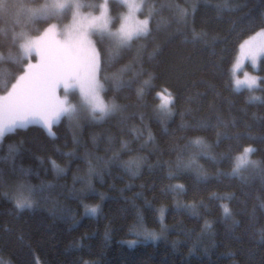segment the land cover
Returning <instances> with one entry per match:
<instances>
[{
    "label": "trees",
    "instance_id": "1",
    "mask_svg": "<svg viewBox=\"0 0 264 264\" xmlns=\"http://www.w3.org/2000/svg\"><path fill=\"white\" fill-rule=\"evenodd\" d=\"M25 2L44 3L45 0ZM152 2L153 0H149V3ZM154 2L158 6L179 4L191 10V4L197 0ZM198 2L200 7L196 13L194 27L197 31L206 30L211 36L226 37V43L217 46L214 56L200 43H184L182 38H177L166 44L161 54L150 64H146V67L159 77L152 96L162 92V89L178 95L177 114L169 119L164 112L155 111L154 109L161 103L159 98L152 99V96L148 97L150 105L148 108H130L129 111L144 113V125L147 128L143 131L142 139L130 145L133 151L120 157L122 162L131 161L137 155H144L149 157L147 161L149 165H156L158 161L171 162L174 165L176 154L169 152L174 138L171 135H164V125L159 121L168 122L169 133L177 129L181 122L179 111L186 106L184 97L188 95L195 96L197 92L214 88L220 93V96L215 97L216 102L224 101L226 107V102L232 101L233 115L237 116L242 115L236 110L244 107L246 97L251 94L264 96V92L260 91L264 88V82L261 80L264 78V62L261 60L257 69L260 77L259 86L254 93L247 89L236 90L233 83L229 90L226 82L230 76H221L213 66L223 56L225 63L221 65L222 69H231L239 44L260 30L259 27L249 29V21L264 15V0H198ZM217 4L236 10L218 12L214 7ZM123 11L124 8L118 6V0H113L112 15L118 16ZM163 15L168 17L170 13L165 10ZM69 19L70 17H67L60 23L65 24ZM46 25L39 26L40 32ZM175 26L173 25V28ZM10 27L11 21L7 24L0 21V29ZM32 35H39V32H33ZM165 37L166 33L162 31L156 43H162ZM188 37L191 39L190 32ZM153 46L149 44V52ZM98 47L103 50L106 43L102 42ZM0 52L5 57L0 60V73L19 72V69L7 59L8 49L0 46ZM132 55L125 56L116 68L130 63ZM145 55L147 56V53ZM174 67L178 68L179 72L173 71ZM134 72L135 69L129 72L128 78ZM2 94H5V89L0 87V95ZM112 95L113 93L108 92L105 98L110 99ZM122 97L127 99L122 98L121 103H137L134 91L125 90ZM71 99L78 103L76 95ZM213 99L212 92L209 91V96L201 105L200 115H206L207 104ZM192 107H197L196 100L193 101ZM253 113L257 116L264 115V108L249 107L245 117L253 124L252 134L259 136L264 133V128L253 121ZM81 123L82 128L69 127L67 121L58 123L53 127L56 138L45 133L39 124L33 123L7 134L0 143V172L3 173L4 179H15L18 170L23 169L28 173L25 179L30 184L40 185L43 182L63 186L51 192L53 200L59 202V208L54 207L52 201H42L34 210L17 213L11 203L0 195V264H264V242H261L257 232L259 228L264 227V209L259 207L264 200V191H261L259 182L244 186L238 180L223 176L210 180L208 184L199 183L196 175L197 166H202L209 175H215L217 172V166L206 159L195 161L190 171L175 180L166 179L168 166L163 170L158 167L149 169L145 166L133 177L124 167L110 169L105 167L104 161L112 156L113 151L120 149L121 140H132L128 128L134 125L137 130L141 129L138 116L127 122L124 132L120 131L118 118L105 124H94L86 120ZM148 131L155 137V143L147 145L143 152H137L147 138ZM181 134L176 132V136ZM74 135L79 144L73 142ZM109 136L113 138L111 144L108 143ZM188 136L192 138L202 136L208 142L215 140L212 133H189ZM180 143L183 144L185 141ZM247 143L261 149L252 157L253 160L264 157V144L258 140L245 141V144ZM9 145L20 148V153L15 158L17 170L15 173L12 170V163L4 159L9 155ZM109 148L112 151H109ZM222 150L223 148L217 149ZM161 151L164 152L163 155ZM197 152L198 149L195 147L187 149L188 155L185 160ZM63 153L73 155L66 156ZM49 160H54L57 165L64 168L65 173L57 178ZM89 160L97 171L104 172L102 182L100 177L94 181L96 191L104 193L106 197L102 202L99 216L85 215L84 208L77 201L68 198V193L74 186L77 189L83 186L80 183L74 184V178L88 175ZM129 167L135 171L134 163ZM219 167L224 172L230 171L228 164ZM169 184L183 185L186 193H180L179 189L177 192L167 191ZM211 193H234L235 198L231 202L210 200ZM201 202L205 207H199ZM85 203L95 206L101 201L99 197L90 196ZM187 204H195L197 207L195 209L183 207ZM220 204H226L231 209L232 216L229 219L225 220ZM160 208L165 210L162 223L159 213L153 211ZM60 209L68 211L61 215ZM193 212L198 213V216L193 215ZM138 221L158 238L144 240L141 237L137 244L130 245L128 241L137 239L130 229H133ZM205 222L211 227H205Z\"/></svg>",
    "mask_w": 264,
    "mask_h": 264
},
{
    "label": "snow or ice",
    "instance_id": "2",
    "mask_svg": "<svg viewBox=\"0 0 264 264\" xmlns=\"http://www.w3.org/2000/svg\"><path fill=\"white\" fill-rule=\"evenodd\" d=\"M118 6L125 11L113 16V0H45L44 3L0 0V21L5 24L11 21L10 28L0 29V46L8 49L7 59L19 69L17 73H0V87L5 89V94L0 95V143L7 134L33 123L39 124L49 136L56 138L53 127L62 121H67L69 127L82 128L81 121L105 124L118 118L120 131L124 132L127 122L138 116L141 129L137 130L134 125L127 129L132 135V140H121L120 149L113 151L112 156L104 161L105 167L109 169L124 167L135 177L145 166L149 169L158 167L161 170L168 166L166 179L175 180L190 171L195 161L206 159L217 166V172L215 175H209L202 166H197L196 175L199 183L208 184L212 179L226 176L238 180L244 186L259 182L261 191H264V157L258 160L252 159L261 149L253 147L252 143L245 144V141L257 140L264 144V133L259 136L253 135V124L245 119L249 107L264 108V96L251 94L246 97L244 107L236 110L242 115L237 116L233 115L232 101H227L226 107L224 101L216 102L215 97L220 96V93L214 88L197 92L195 96L188 95L184 97L186 106L179 111L181 122L177 129L169 133L168 122L159 121L164 125V135H171L174 138L169 148V152L176 154L174 165L171 162L161 161L156 165H149L147 164L149 157L144 155H137L127 162L120 160L122 155L133 151L130 145L141 140L143 131L147 128L144 125L143 112L129 111L130 108H148L150 106L148 97L152 96L153 90L157 87L156 81L159 77L154 71H150L146 64H150L161 54L166 44L172 43L177 38H182L184 43H200L214 56L217 46L226 43L227 38L211 36L204 29L197 31L194 25L200 7L198 0L191 4V10L179 4L158 6L154 0L152 3H149V0H139V2L118 0ZM214 7L218 12L236 10L219 4ZM165 10L170 13L168 17L163 15ZM141 15L143 19L139 18ZM67 17H70L69 23H60ZM117 22H119L118 27ZM41 24H47L42 32L39 28ZM173 25H176L175 28ZM251 27H259L256 37L261 39L257 42L255 38H250L240 43L239 56L256 66L258 58L264 62V15L250 20L249 29ZM162 31L166 33L165 40L156 43ZM33 32H39V35L34 36ZM189 32L191 39L188 37ZM102 42L106 43L103 50L98 47ZM149 44L154 45L151 52L148 51ZM129 54H133L131 62L116 68V65ZM2 59L5 57L0 52V60ZM223 63L225 61L221 56L219 62L214 63L213 66L221 76H230L226 82L229 90L233 82L237 88L246 86L250 93L257 90V78L247 75L244 80L236 78L235 69L240 66L239 58L232 69H222ZM133 69L135 72L128 78L129 72ZM173 71L179 72V69L174 67ZM261 80L264 82V78ZM125 90L134 91L136 104L120 102L122 98L127 99L122 97ZM209 91L212 92L214 99L208 102L206 115H200L201 105L209 96ZM260 91L264 92V88ZM108 92L113 93L110 99L105 98ZM162 92H167V95H162ZM162 92L152 96V99L159 98L162 101L154 110L164 112L169 119L174 118L177 114L176 105L179 96L166 89H162ZM77 94L80 98L79 104L71 100V97ZM194 100L197 101L195 108L192 107ZM252 119L264 128V115L257 116L253 113ZM177 131L182 134L176 136ZM201 132L214 134L215 140L208 142L202 136L196 138L188 136L189 133ZM181 141L185 143L181 144ZM73 142L79 144L75 135ZM112 142L113 138L109 136L108 143ZM154 143L155 137L151 131H148L147 138L136 151L143 152L147 145ZM192 147L197 148L198 152L188 156L186 161L187 149ZM221 148L222 151H217ZM108 150L112 151L111 148ZM19 153L18 146L9 145V155L4 158L12 163L14 173L17 171L15 158ZM163 154L164 152L161 151V155ZM63 155L71 156L73 153H63ZM87 162L88 175L74 178V184L80 183L83 186L79 189L74 186L68 193V198L77 201L84 208L85 215L99 216L102 202L106 197L104 193L96 191L94 181L100 177L102 182L104 172L97 171L90 160ZM49 163L57 178L65 173L66 170L54 160H49ZM133 163L135 171L129 167ZM224 164L230 165V171L224 172L219 167ZM27 174L25 170L20 169L16 178L9 180L4 179L3 173L0 172V195L11 203L17 213L34 210L42 201H52L54 207L59 208V202L53 200L51 192L63 186L43 182L40 185H33L25 179ZM178 189L180 193H186L183 185L169 184L166 190L177 192ZM90 196L99 197L101 203L95 206L86 204L85 200ZM234 198V193H211L209 196L210 200L229 202ZM148 206L151 207L150 204ZM183 207L195 209L197 205L187 204ZM199 207H205L203 202ZM219 207L224 213L225 220L232 216L231 209L226 204H220ZM259 207L264 209V200ZM66 211L68 210L60 209L61 215ZM153 211L159 213L162 223L164 208ZM193 215L198 216V213L193 212ZM252 218H255L254 213ZM204 226L211 227L208 222H205ZM130 231L137 237L136 240L128 241L130 245L137 244L141 237L144 240L158 238L139 221ZM257 232L261 242H264V227L259 228Z\"/></svg>",
    "mask_w": 264,
    "mask_h": 264
},
{
    "label": "rangeland",
    "instance_id": "3",
    "mask_svg": "<svg viewBox=\"0 0 264 264\" xmlns=\"http://www.w3.org/2000/svg\"><path fill=\"white\" fill-rule=\"evenodd\" d=\"M137 2H139V0H137ZM124 11H125V9H124ZM124 11H123V12H124ZM139 18H140V19H143L144 17H143V15H141ZM69 22H70V19L68 20L67 23H69ZM50 23H56V21H52V22H50ZM67 23H65V24H67ZM116 26H117V27L119 26V22L117 23ZM46 27H47V25H46ZM46 27H45V28H46ZM113 30H115V29H113ZM42 31H43V30H42ZM42 31H41V32H42ZM258 31H259V30H258ZM258 31H256L254 34L250 35L249 37H247V38L244 39V40H247V39H250V38H255V40L258 42V41L261 39L260 37H256V33H257ZM244 40H243V41H244ZM243 41H242V42H243ZM242 42H241V43H242ZM238 58L240 59V66H239L238 68L235 69V71H236V78L241 79V80H244L246 75H247L248 77H255V78H257V85L259 86V80H260V77H259V75L257 74V69H258V67H259V61H260V58L257 59V64H256V66H253L252 63H251V61L243 60V58H240V56H239V46H238L237 54H236V57H235V59H234V61H233V63H232L231 69L235 66L236 61H237ZM233 87H234L236 90L247 89V87L244 86V85H242V86H240L239 88H237V87L235 86L234 82H233ZM2 95H3V94H2ZM162 95H167V93L164 92V93H162ZM76 96L78 97V103H75L74 101H72V102L75 103V104H79V103H80L79 95L77 94ZM71 98H72V97H71ZM71 100H72V99H71ZM160 103H162L161 100H160ZM34 124H36V123H34Z\"/></svg>",
    "mask_w": 264,
    "mask_h": 264
},
{
    "label": "bare ground",
    "instance_id": "4",
    "mask_svg": "<svg viewBox=\"0 0 264 264\" xmlns=\"http://www.w3.org/2000/svg\"><path fill=\"white\" fill-rule=\"evenodd\" d=\"M261 60V59H260ZM127 63V62H126ZM164 117V116H163ZM46 133V132H45ZM93 162V161H92ZM98 168V167H97ZM102 168V167H101ZM43 176V175H42ZM71 177V176H70ZM97 187V186H96ZM62 191V190H61ZM221 202V201H220ZM51 208V207H50ZM76 208V207H75ZM51 213V212H50ZM224 220V219H223ZM161 227V226H160Z\"/></svg>",
    "mask_w": 264,
    "mask_h": 264
}]
</instances>
